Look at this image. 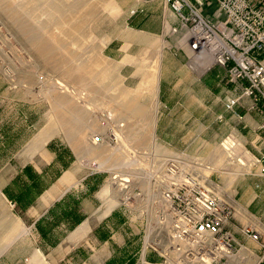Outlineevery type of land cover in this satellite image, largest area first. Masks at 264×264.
Wrapping results in <instances>:
<instances>
[{
    "label": "crops",
    "instance_id": "obj_1",
    "mask_svg": "<svg viewBox=\"0 0 264 264\" xmlns=\"http://www.w3.org/2000/svg\"><path fill=\"white\" fill-rule=\"evenodd\" d=\"M255 3L264 6V0ZM106 5L110 33L103 54L120 63L124 79L133 77L135 57L156 55L163 76L174 58L154 39L162 27L163 0H107ZM200 9L220 14L214 2ZM183 58H174L175 83L161 81L166 85L160 87L161 103L168 110L160 111L156 121L157 138L203 156L232 134L253 156L264 155V102L251 108L246 97L238 108L241 117L233 115L224 103L240 92V85L219 65L198 76ZM16 98L14 89L0 92V264H159L161 257L146 243L129 246V219L117 207L109 171L97 168L111 158L90 139L99 130L98 123L94 128L91 123L96 111H89L87 119L79 107L69 106L59 126L38 116L36 101ZM22 129L31 134L22 138ZM231 170L220 173L222 185L238 193L227 227L241 244L242 263L264 264L258 243L240 231L250 225L264 240V156L248 177ZM117 222L126 228L122 237Z\"/></svg>",
    "mask_w": 264,
    "mask_h": 264
},
{
    "label": "rangeland",
    "instance_id": "obj_2",
    "mask_svg": "<svg viewBox=\"0 0 264 264\" xmlns=\"http://www.w3.org/2000/svg\"><path fill=\"white\" fill-rule=\"evenodd\" d=\"M106 3L107 0H0V92L6 87L16 91V102L36 101L38 116L42 115L50 123L58 122L59 126L62 125L63 114L69 106L79 107L81 117L85 114L87 119L89 111L111 112L124 122V139L119 143V149L115 150L101 144L103 155L111 160L107 159L106 163L98 164V169L108 171L109 167L117 166L118 170L129 172V147L152 148L163 154L186 155L203 166L199 171L203 184L231 207L232 218V204L238 193L233 187L226 188L222 185L220 173L233 168L230 172L239 169V177H248L247 173L255 164L245 160H253L256 156L240 141H235V155L229 157L221 144L225 137L216 144L211 153L203 156L173 149L157 138L156 121L160 111L168 110H164L165 107L162 106L161 102L164 100L160 87L175 83L178 76L174 68L175 59L183 55L182 62L185 66V54L163 48L159 33L154 39L160 43V50L175 58L170 59L169 69L161 76L158 56H137L133 60V77L124 79L120 72V63L102 52L103 43L110 33L106 23ZM208 3L213 2H206L202 6ZM52 5L59 9L55 11ZM44 47L47 49L43 50ZM2 65L8 67L7 75L3 72ZM207 70L193 73L201 76ZM162 80L165 84L161 85ZM170 96L173 97L174 94L167 95ZM136 106L142 108V115L131 108ZM2 117L7 116L2 114ZM91 118L94 128L97 120L95 115ZM30 134L28 130L22 129V138H27ZM241 152L244 153L243 157H240ZM205 166H209V169H205ZM108 184L110 187V183ZM111 191L116 199L114 191ZM117 207L129 219V246H143L146 243L148 222L141 219L131 220L128 210L118 203ZM5 212L8 213V210ZM117 224L118 234L122 237L126 228L120 222ZM148 249L158 254L151 248Z\"/></svg>",
    "mask_w": 264,
    "mask_h": 264
},
{
    "label": "built area",
    "instance_id": "obj_3",
    "mask_svg": "<svg viewBox=\"0 0 264 264\" xmlns=\"http://www.w3.org/2000/svg\"><path fill=\"white\" fill-rule=\"evenodd\" d=\"M255 1L163 0V48L182 51L186 68L195 73L213 65L223 67L228 79L240 85V92L224 103L237 117L244 98L251 108L264 102V6ZM206 2H214L220 14L203 13L200 7ZM2 68L9 72L7 66ZM95 118L99 130L91 133V142L119 149L124 122L106 110L96 111ZM260 128L264 132V111ZM235 141L239 140L229 134L221 142L229 157L235 155ZM127 153L129 172L109 167L110 187L131 220L148 222L146 245L159 254L160 264H243L238 253L241 244L227 227L231 207L203 184L201 164L183 154L152 148L129 147ZM263 156L245 161L256 164ZM241 233L258 243V259L264 262L260 231L244 225Z\"/></svg>",
    "mask_w": 264,
    "mask_h": 264
},
{
    "label": "bare ground",
    "instance_id": "obj_4",
    "mask_svg": "<svg viewBox=\"0 0 264 264\" xmlns=\"http://www.w3.org/2000/svg\"><path fill=\"white\" fill-rule=\"evenodd\" d=\"M62 1H64V0H62ZM53 4H54V3H53ZM52 8H54L55 11H56L57 9H59L56 5H54V6L52 5ZM88 9H89V8H88ZM45 43H46V42H45ZM42 46H43V45H42ZM46 47L48 48V46H46ZM46 47H44L43 50H45ZM47 48H46V49H47ZM37 50H38V49H37ZM40 54H41V53H40ZM47 54H48V53H47ZM108 59H109V58H108ZM76 68H78V67H76ZM77 70H78V69H77ZM141 82H142V81H141ZM137 84H138V83H137ZM137 84H136V85H137ZM139 86H140V85H139ZM136 92H137V91H136ZM131 108L134 109V110H136L137 113H139V114H141V115L143 114V110H142L141 107L136 106V107H131ZM152 124H153V121H152ZM151 136H152V135H151ZM230 142H231V141H230ZM234 144H235V142H234ZM226 151H227V150H226ZM227 153H228V152H227Z\"/></svg>",
    "mask_w": 264,
    "mask_h": 264
}]
</instances>
